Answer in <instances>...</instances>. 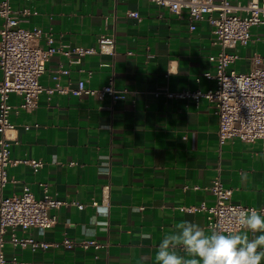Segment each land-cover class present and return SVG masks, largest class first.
<instances>
[{"label":"crops","instance_id":"1","mask_svg":"<svg viewBox=\"0 0 264 264\" xmlns=\"http://www.w3.org/2000/svg\"><path fill=\"white\" fill-rule=\"evenodd\" d=\"M11 3L36 9L38 14L29 16L21 26L41 27L57 43L96 47L102 34L116 38L114 54L54 55L40 77L45 87L57 82L75 87L83 79L86 86L100 88L113 76L117 89L128 88L132 93L113 101L108 94L98 98L42 92L32 111L19 107L20 95L10 94L9 102L15 106L10 119L17 137L11 157L41 159L44 164L38 168L23 162L10 166L11 180L4 195L20 194L29 185L42 197L43 184H47L55 197L86 204L83 209L65 205L54 209L58 215L55 227L17 229V233L49 243L60 242L65 235L94 237L108 246L33 249L7 242L4 264H14L13 257L29 264H155L161 239L179 221L189 220L208 229L205 211L190 212L182 207L203 201L212 204L214 196L208 187L218 175L226 187L233 188V201L264 207L262 140L234 137L220 144L218 117L208 99L202 97L196 103L192 98L154 94L163 88L205 91L214 85L204 75L215 71L209 55L219 49L209 21H198L190 29L187 10L173 13L151 0ZM131 11H138L140 19L130 16ZM2 22L0 17V28ZM251 33L248 45L229 48L239 54L230 70L248 71L254 55L264 60V24L253 26ZM61 64L68 74L58 73ZM2 76L0 70V81ZM27 124L30 129H25ZM108 182L110 217L105 228L91 224L96 211L90 202L101 201L102 186Z\"/></svg>","mask_w":264,"mask_h":264},{"label":"built area","instance_id":"2","mask_svg":"<svg viewBox=\"0 0 264 264\" xmlns=\"http://www.w3.org/2000/svg\"><path fill=\"white\" fill-rule=\"evenodd\" d=\"M159 6H164L173 13L188 11L190 29L196 28L198 21L206 19L211 23L216 35L219 49L209 55L214 63L215 71H206L204 75L214 80V85L205 91L173 92L167 88L154 92L156 96L161 93L170 98H192L198 103L202 97L208 99L214 107L218 117V139L220 144L228 139L238 137L244 141L253 142L262 140L264 151V60L260 55L251 59V68L246 72L230 70L229 66L235 63L239 54L229 48L236 45H248L252 39L251 28L264 24V0H247L245 3L231 0H151ZM38 14L36 9L30 7H14L11 0H0V17L3 19L0 28V264H4V247L7 242L14 247L38 246L47 248L50 245L65 248L80 247L100 249L108 246L98 239H77L65 235L60 242L49 243L38 241L32 236H21L17 229L38 228L40 231L55 227L58 215L53 210L61 206H75L83 209L86 204L71 200H61L50 194L48 185L43 184L44 194L37 197L29 185H24L20 194L7 196L3 190L11 180L8 169L10 166L23 162L35 168L43 166L41 159L25 158L13 159L11 157L12 144L17 143L14 135L16 125L10 119V113L15 107L9 102L10 94L16 93L22 97L19 105L28 111L38 106V98L42 92L52 94L71 93L74 95H93L102 98L110 95L113 101L126 98L132 91L128 88L117 89L114 86V77L100 88L86 86L81 79L75 87L64 86L57 82L53 87H45L40 77L46 71V65L56 54L70 57L73 54L83 56L87 54H114L116 38L114 35L102 34L98 38L96 47H83L57 43L51 33H46L41 27L25 28L21 22L28 21L29 16ZM130 16L140 19L138 11H131ZM44 40V44L42 43ZM103 65H107L103 63ZM58 73L68 74L69 70L60 65ZM92 71H89L91 76ZM168 76V73L166 74ZM56 75L55 78H59ZM38 126V125H37ZM29 124L25 129H30ZM56 161V156H54ZM107 171L109 167L104 168ZM208 190L214 196L212 204L201 202L199 205L182 207L185 211H205L207 227L215 225L218 229L227 232L240 231L235 222V215L240 210L256 209L264 213V207L256 208L233 201V188L226 187L216 176ZM96 211V217L91 224L109 227L110 217V183L102 186L101 201L90 202ZM14 264H29L16 257L12 258Z\"/></svg>","mask_w":264,"mask_h":264},{"label":"clouds","instance_id":"3","mask_svg":"<svg viewBox=\"0 0 264 264\" xmlns=\"http://www.w3.org/2000/svg\"><path fill=\"white\" fill-rule=\"evenodd\" d=\"M235 222L240 231H222L215 225L206 230L198 223L179 221L161 239L155 264H262L264 214L256 209L240 210Z\"/></svg>","mask_w":264,"mask_h":264}]
</instances>
